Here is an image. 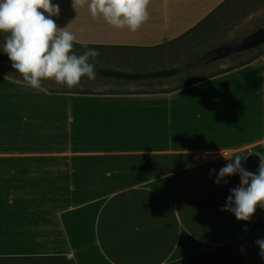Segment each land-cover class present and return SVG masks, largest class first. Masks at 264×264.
Masks as SVG:
<instances>
[{"label": "crops", "instance_id": "1", "mask_svg": "<svg viewBox=\"0 0 264 264\" xmlns=\"http://www.w3.org/2000/svg\"><path fill=\"white\" fill-rule=\"evenodd\" d=\"M226 1L150 0L135 33L72 0H52V19L74 46L108 48L95 68L150 73L138 50L180 39ZM1 69L0 264H178L264 234V208L247 222L220 210L239 175L214 183L228 159L256 172L248 156L264 157V56L165 92L148 91L161 80L87 77L34 90Z\"/></svg>", "mask_w": 264, "mask_h": 264}, {"label": "clouds", "instance_id": "2", "mask_svg": "<svg viewBox=\"0 0 264 264\" xmlns=\"http://www.w3.org/2000/svg\"><path fill=\"white\" fill-rule=\"evenodd\" d=\"M149 3L150 0H72V7L76 10L87 4L93 20L102 18L113 28L135 33L149 19ZM59 11V5H53L52 0H0V33L6 34L2 50L23 82L34 90L41 87L42 80L72 89L82 77L96 79L95 65L89 59L95 60L99 51L88 49L82 55L74 54L75 35L67 27L58 28L52 19ZM228 160L233 162L220 169L214 183H227L225 177L237 174L240 183L230 190L220 210L247 222L257 206L264 208V157H260L256 172L242 167L245 159L239 155ZM255 244L260 249L259 257L264 259V239H257Z\"/></svg>", "mask_w": 264, "mask_h": 264}, {"label": "rangeland", "instance_id": "3", "mask_svg": "<svg viewBox=\"0 0 264 264\" xmlns=\"http://www.w3.org/2000/svg\"><path fill=\"white\" fill-rule=\"evenodd\" d=\"M262 28H264V0H233L230 4L216 11L215 15L211 19L206 20L195 33L154 50H138L137 52L145 54V58H148V63L152 70L182 69V72L176 77L158 79L163 81L162 85L153 87L148 91L165 92L181 88L238 68L261 55L264 56V45L255 50L217 61H215L217 56L214 54L215 50L220 46L230 41L250 36ZM5 38L6 34L0 33L1 49L5 43ZM85 51L87 50L73 45L72 52L74 54L79 56L84 54ZM98 51L99 55H105L107 52L105 49ZM210 53L215 56L211 62L203 65H194L197 60ZM1 65L3 66L2 69L0 67L2 72L22 80L19 73L12 68L10 62ZM41 83L48 84L52 89L56 90H62L64 87L56 85L51 80H42ZM215 152L219 151H206L201 154V159H209L208 155ZM219 153L220 156L218 158L232 155L228 152ZM257 239H264V234L254 232L232 246L200 251L201 253L193 257L191 262L186 263L253 264L252 259L241 260L238 263L236 260H229V257L250 249H259L255 244Z\"/></svg>", "mask_w": 264, "mask_h": 264}, {"label": "trees", "instance_id": "4", "mask_svg": "<svg viewBox=\"0 0 264 264\" xmlns=\"http://www.w3.org/2000/svg\"><path fill=\"white\" fill-rule=\"evenodd\" d=\"M232 1L233 0L226 1L216 11H218L221 8H223L224 6L230 4ZM216 11L213 12L206 20L211 19L215 15ZM206 20H204L196 28H194L192 31H190L189 33H187L183 37L188 36L191 33H195L198 30V28H200ZM183 37H181L180 39H182ZM180 39L172 41L168 44L177 42ZM168 44H166V45H168ZM77 46H80V45H77ZM163 46L164 45H162L160 47H163ZM80 47H82V46H80ZM160 47H158V48H160ZM95 48H99V47H95ZM101 48L102 49H108L107 47H101ZM122 49H124V48H122ZM154 49H157V48H153L150 50H154ZM125 50H128V49H125ZM261 56H263V55H261ZM261 56H259L258 58H260ZM214 58H215V56L212 53L207 54V55L201 57L199 60H197L194 63V65L196 66V65H203L205 63L207 64V63L211 62ZM258 58H255L254 60H256ZM254 60H252L250 62H253ZM0 62H10L7 55L3 52V50L1 48H0ZM250 62H248V63H250ZM248 63H246V64H248ZM244 65L245 64H243L241 66H244ZM94 70L96 73V78L114 79V80L127 81V82L150 81V80L173 78V77L178 76L182 72L181 68L163 69V70H160L157 72H150V73H129V72H123V71L106 70V69H98V68H95ZM232 70H234V69L228 70L226 72H229ZM226 72H223V73H226ZM215 76H217V75H215ZM210 78H212V77H210ZM259 251H260V249H257V248L250 249L247 251H243V252L231 257L229 260H236L238 263H240L241 260L252 259L253 264H264V259H261L258 255Z\"/></svg>", "mask_w": 264, "mask_h": 264}, {"label": "water", "instance_id": "5", "mask_svg": "<svg viewBox=\"0 0 264 264\" xmlns=\"http://www.w3.org/2000/svg\"><path fill=\"white\" fill-rule=\"evenodd\" d=\"M264 45V28L255 32L254 34L242 39L230 41L219 48H217L214 54L217 56L215 61L226 59L236 54L249 52L255 50ZM260 164V156L257 154H251L246 160V165L251 170H257Z\"/></svg>", "mask_w": 264, "mask_h": 264}, {"label": "built area", "instance_id": "6", "mask_svg": "<svg viewBox=\"0 0 264 264\" xmlns=\"http://www.w3.org/2000/svg\"><path fill=\"white\" fill-rule=\"evenodd\" d=\"M219 156H220V155H216V154H214V153H211V154L208 155L209 159H211V157H215L214 159H218ZM206 159H207V158H206ZM206 159H204V160H206Z\"/></svg>", "mask_w": 264, "mask_h": 264}, {"label": "bare ground", "instance_id": "7", "mask_svg": "<svg viewBox=\"0 0 264 264\" xmlns=\"http://www.w3.org/2000/svg\"><path fill=\"white\" fill-rule=\"evenodd\" d=\"M214 154L219 155L220 153L219 152H215Z\"/></svg>", "mask_w": 264, "mask_h": 264}]
</instances>
